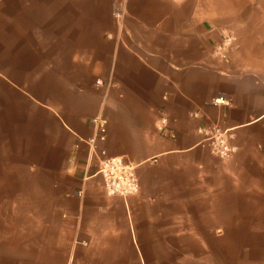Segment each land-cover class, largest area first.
<instances>
[{
	"label": "crops",
	"instance_id": "obj_1",
	"mask_svg": "<svg viewBox=\"0 0 264 264\" xmlns=\"http://www.w3.org/2000/svg\"><path fill=\"white\" fill-rule=\"evenodd\" d=\"M0 142L30 205L0 264H264V0H0Z\"/></svg>",
	"mask_w": 264,
	"mask_h": 264
},
{
	"label": "built area",
	"instance_id": "obj_2",
	"mask_svg": "<svg viewBox=\"0 0 264 264\" xmlns=\"http://www.w3.org/2000/svg\"><path fill=\"white\" fill-rule=\"evenodd\" d=\"M233 38L224 37L217 47V52L222 59H227L226 50L231 46ZM209 104H228L223 98H218ZM91 124L96 130L93 137L88 139L90 145L97 141H105L107 136V120L103 117H94ZM204 134L210 151L221 159H228L235 152L236 148L229 143L230 136L218 133L217 128L205 130L198 129ZM97 172L101 176L103 188L108 196L128 197L138 191V181L135 174V167L126 160L119 157L101 158L98 162Z\"/></svg>",
	"mask_w": 264,
	"mask_h": 264
},
{
	"label": "rangeland",
	"instance_id": "obj_3",
	"mask_svg": "<svg viewBox=\"0 0 264 264\" xmlns=\"http://www.w3.org/2000/svg\"><path fill=\"white\" fill-rule=\"evenodd\" d=\"M5 145L6 143L0 142V149ZM4 153L6 152L0 151V154ZM24 170L22 159L0 157V230L7 229V226L22 228L24 212L30 206L24 195L29 193V190H24L29 174L24 173ZM90 257L94 259V255Z\"/></svg>",
	"mask_w": 264,
	"mask_h": 264
}]
</instances>
